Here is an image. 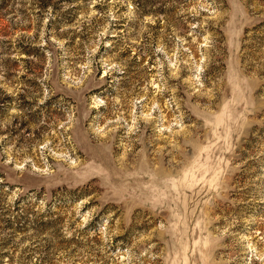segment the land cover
I'll list each match as a JSON object with an SVG mask.
<instances>
[{
    "label": "rangeland",
    "instance_id": "rangeland-1",
    "mask_svg": "<svg viewBox=\"0 0 264 264\" xmlns=\"http://www.w3.org/2000/svg\"><path fill=\"white\" fill-rule=\"evenodd\" d=\"M0 264H264V0H0Z\"/></svg>",
    "mask_w": 264,
    "mask_h": 264
}]
</instances>
